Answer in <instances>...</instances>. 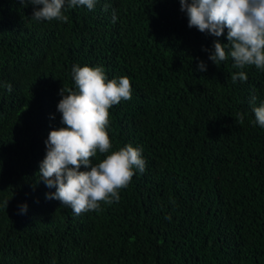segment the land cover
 I'll return each instance as SVG.
<instances>
[{"label":"trees","instance_id":"obj_1","mask_svg":"<svg viewBox=\"0 0 264 264\" xmlns=\"http://www.w3.org/2000/svg\"><path fill=\"white\" fill-rule=\"evenodd\" d=\"M34 7L0 0V264H264V127L250 102L264 103V70L233 83L232 59H209L227 29L190 28L180 0L66 4L67 23L35 21ZM77 64L132 84L93 163L129 143L146 162L118 202L80 215L38 175Z\"/></svg>","mask_w":264,"mask_h":264},{"label":"clouds","instance_id":"obj_2","mask_svg":"<svg viewBox=\"0 0 264 264\" xmlns=\"http://www.w3.org/2000/svg\"><path fill=\"white\" fill-rule=\"evenodd\" d=\"M22 4L25 0H20ZM98 0H27L34 5L35 21L68 22L62 9L86 6L96 7ZM181 11L186 12L188 25L202 33L221 37L227 29L228 44L214 41V51L209 59L217 66L232 59L233 67L241 69L231 75L233 83L246 82L248 75L243 69L255 66L264 70V0H180ZM42 6V7H41ZM110 5L105 3L104 10ZM116 10L112 9V22L116 23ZM207 51V49H205ZM200 71H206L201 61ZM76 90L63 86L62 99L57 110L62 114L65 127L50 131L46 144V156L40 163L39 177L46 187L55 188L46 194L47 199L60 201L70 207L75 215L100 209L101 202L112 204L120 200L119 190L128 187L135 174L134 169L145 171L146 162L142 149L132 144L112 151L98 163H93L97 151L109 153L112 142L108 134L109 110L122 100L132 99V84L127 76L108 80L102 66L90 67L79 64L72 68ZM9 92L12 85H4ZM251 98L255 123L264 127V103L255 106ZM54 118V117H53ZM239 123L244 114L237 113ZM85 170H81V167ZM8 202L5 204L8 207ZM27 204L21 211H27ZM171 219V217H167Z\"/></svg>","mask_w":264,"mask_h":264}]
</instances>
